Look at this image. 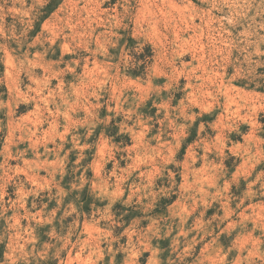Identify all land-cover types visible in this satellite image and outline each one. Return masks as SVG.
I'll list each match as a JSON object with an SVG mask.
<instances>
[{
    "label": "rangeland",
    "instance_id": "374dc122",
    "mask_svg": "<svg viewBox=\"0 0 264 264\" xmlns=\"http://www.w3.org/2000/svg\"><path fill=\"white\" fill-rule=\"evenodd\" d=\"M0 192V264H264V0H0Z\"/></svg>",
    "mask_w": 264,
    "mask_h": 264
},
{
    "label": "bare ground",
    "instance_id": "6f19581e",
    "mask_svg": "<svg viewBox=\"0 0 264 264\" xmlns=\"http://www.w3.org/2000/svg\"><path fill=\"white\" fill-rule=\"evenodd\" d=\"M1 165H2V163H1ZM3 166V165H2ZM3 168V167H2ZM0 194H1V192H0ZM3 194V193H2ZM2 197H3V195H2ZM1 198V197H0Z\"/></svg>",
    "mask_w": 264,
    "mask_h": 264
}]
</instances>
